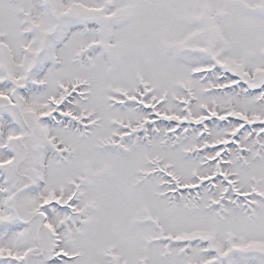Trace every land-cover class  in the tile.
Returning a JSON list of instances; mask_svg holds the SVG:
<instances>
[{"label": "snow or ice", "instance_id": "6c2138e0", "mask_svg": "<svg viewBox=\"0 0 264 264\" xmlns=\"http://www.w3.org/2000/svg\"><path fill=\"white\" fill-rule=\"evenodd\" d=\"M0 264H264V0H0Z\"/></svg>", "mask_w": 264, "mask_h": 264}]
</instances>
